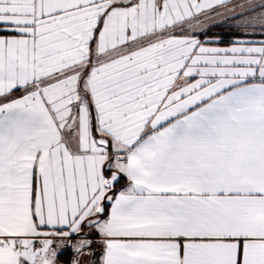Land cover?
I'll use <instances>...</instances> for the list:
<instances>
[{
	"label": "snow or ice",
	"instance_id": "obj_1",
	"mask_svg": "<svg viewBox=\"0 0 264 264\" xmlns=\"http://www.w3.org/2000/svg\"><path fill=\"white\" fill-rule=\"evenodd\" d=\"M0 264H264V0H0Z\"/></svg>",
	"mask_w": 264,
	"mask_h": 264
}]
</instances>
